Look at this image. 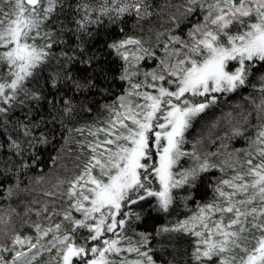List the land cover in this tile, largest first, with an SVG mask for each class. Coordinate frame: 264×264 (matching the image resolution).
I'll return each mask as SVG.
<instances>
[{"label": "snow or ice", "instance_id": "snow-or-ice-1", "mask_svg": "<svg viewBox=\"0 0 264 264\" xmlns=\"http://www.w3.org/2000/svg\"><path fill=\"white\" fill-rule=\"evenodd\" d=\"M0 199V264H264V0H0Z\"/></svg>", "mask_w": 264, "mask_h": 264}, {"label": "trees", "instance_id": "trees-1", "mask_svg": "<svg viewBox=\"0 0 264 264\" xmlns=\"http://www.w3.org/2000/svg\"><path fill=\"white\" fill-rule=\"evenodd\" d=\"M173 2H178V0H173ZM55 153H53V155H54ZM45 159H47V156H45ZM49 166H51V162L49 161ZM41 167H43V165H41ZM33 195H39V193L37 192V193H34ZM29 199L31 198L30 196L28 197ZM3 200L2 199H0V206H2L3 205ZM16 203V201H13V204H15ZM181 244H183V242H180ZM179 246V245H178Z\"/></svg>", "mask_w": 264, "mask_h": 264}]
</instances>
